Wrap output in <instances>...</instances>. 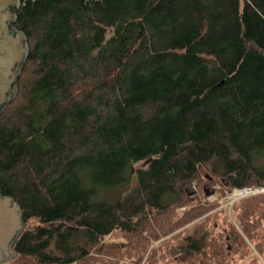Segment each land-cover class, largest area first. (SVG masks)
<instances>
[{"label":"trees","instance_id":"trees-1","mask_svg":"<svg viewBox=\"0 0 264 264\" xmlns=\"http://www.w3.org/2000/svg\"><path fill=\"white\" fill-rule=\"evenodd\" d=\"M19 1L30 50L0 116V193L25 228L8 264H140L205 213H175L195 181L264 186V0ZM142 161L132 192L101 197ZM241 200L255 241L264 195ZM170 242L166 264L226 261L204 223Z\"/></svg>","mask_w":264,"mask_h":264},{"label":"rangeland","instance_id":"rangeland-1","mask_svg":"<svg viewBox=\"0 0 264 264\" xmlns=\"http://www.w3.org/2000/svg\"><path fill=\"white\" fill-rule=\"evenodd\" d=\"M147 166V161H142L130 166L127 173V187L123 186L121 188L116 187L108 189L101 195V197L113 201V199L118 198L120 195L124 196L132 192L137 185V171L139 169H145ZM192 190L193 194L189 204L177 209L175 213L179 216L186 211L191 210H194L195 213H205L185 226L170 233L168 236L153 242L140 264L168 263L170 255L164 247L166 240L171 241L170 245L177 244L184 235L193 233L200 223L206 224L208 231L216 238L217 244L225 251L223 252V255L225 256L226 261H222L220 264H264V250L260 253L259 250L261 248H258V245L264 241V213L262 214L260 224L256 227L258 228V232L256 233L258 235L257 240L253 241L243 232L237 218L238 213L235 211V207L240 201H242L241 199L233 202L229 197L230 190L222 187L218 181L207 180L206 176L201 181H195L192 185ZM165 224L166 226H169L171 223L169 220H166ZM232 226L235 227L236 231L243 238V243L240 245L237 244V242H234L233 237H230L231 235L229 232L231 231ZM175 236H179L177 241L174 240ZM125 240L126 238L120 231H115L111 236L105 238L107 243L123 242ZM154 248H158L157 256L149 259L150 252ZM161 248H163V250H161ZM163 255H166V257H162ZM111 263L132 264L133 262L132 259L124 257L123 259H114ZM216 264H218L217 261Z\"/></svg>","mask_w":264,"mask_h":264},{"label":"water","instance_id":"water-1","mask_svg":"<svg viewBox=\"0 0 264 264\" xmlns=\"http://www.w3.org/2000/svg\"><path fill=\"white\" fill-rule=\"evenodd\" d=\"M19 6V0H0V116L17 95V82L29 56L26 35L12 29ZM24 228L20 206L0 193V264L15 259L13 245Z\"/></svg>","mask_w":264,"mask_h":264},{"label":"built area","instance_id":"built-area-1","mask_svg":"<svg viewBox=\"0 0 264 264\" xmlns=\"http://www.w3.org/2000/svg\"><path fill=\"white\" fill-rule=\"evenodd\" d=\"M258 195H264V186L235 188L232 191H229V197L233 202Z\"/></svg>","mask_w":264,"mask_h":264}]
</instances>
